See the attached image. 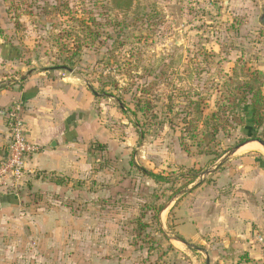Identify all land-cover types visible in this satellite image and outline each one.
<instances>
[{"label": "rangeland", "instance_id": "rangeland-1", "mask_svg": "<svg viewBox=\"0 0 264 264\" xmlns=\"http://www.w3.org/2000/svg\"><path fill=\"white\" fill-rule=\"evenodd\" d=\"M263 3L132 0L118 11L109 0H0V39L18 55L6 81L21 70L72 73L91 90L112 136L103 152L88 144L86 166L55 174L60 185L35 183L33 175L17 202L0 210V264H263L227 248V182L236 177L227 169H239L231 160H264L261 145L249 143L218 166L250 135L247 108L241 126L210 146L216 161L194 146L185 152L181 125L167 124L178 125L187 100L201 98L206 115L219 106L227 112L230 92L251 71L262 75L264 95ZM112 83L125 90L121 103ZM138 88L147 89L156 117L139 130ZM131 162L170 181L154 182ZM190 170L196 179L184 187ZM159 206L155 222L151 210ZM138 218L148 227L140 230Z\"/></svg>", "mask_w": 264, "mask_h": 264}, {"label": "crops", "instance_id": "crops-1", "mask_svg": "<svg viewBox=\"0 0 264 264\" xmlns=\"http://www.w3.org/2000/svg\"><path fill=\"white\" fill-rule=\"evenodd\" d=\"M12 47L0 39V161L9 142L8 113L19 106L27 140L38 149L27 157L24 184L33 181L36 171L59 175L70 174L76 167L81 169L86 166L88 144H105L112 138L104 125V112L98 113L99 105L91 90L72 73L65 76L50 70H21L19 76L7 82L6 71L13 66L8 62L18 59ZM112 113L109 111L111 117ZM231 161L239 169H227V175L236 174L227 182V248L241 249L247 260L257 259L264 264L258 244L259 238L264 237V210L259 209L263 204L255 197L264 196V160ZM15 195L16 192L0 190V210H9L10 203L17 202Z\"/></svg>", "mask_w": 264, "mask_h": 264}, {"label": "trees", "instance_id": "trees-1", "mask_svg": "<svg viewBox=\"0 0 264 264\" xmlns=\"http://www.w3.org/2000/svg\"><path fill=\"white\" fill-rule=\"evenodd\" d=\"M132 5V0H109L110 10L118 11H128ZM57 10L55 14H57ZM107 13H110L109 10ZM93 24H96L94 19H92ZM87 30L89 27H87ZM89 31V30H88ZM90 32V31H89ZM97 36V35H96ZM9 47L12 45L7 44ZM13 48V47H12ZM262 75L258 71L248 72L243 76V79H238L236 86L230 92V96L227 99V108L226 111H222V107H218L215 112L210 114H204L202 108V99L199 98L196 101L187 100L185 109L187 110L184 115L176 114L178 119V125L173 124L172 120H168L167 124L170 128H175L176 126L181 125L180 128V144L185 152H189V147H195L199 150L200 154L206 156H214L216 161L219 156L214 151V147L210 148L213 142L216 140L220 132H227L228 129H234L241 126L242 124V112L244 108H247V114L249 115V124L251 128V133L249 136L238 141L234 147L239 146L243 143L249 141H264V95L261 90ZM113 89L119 93L117 100L121 103L122 97L125 94L124 89L119 88L117 83H112ZM138 95L134 96V111L132 112L133 116L140 114L145 120L143 124L135 122L133 125L135 128L142 129L146 124V120L150 118L156 119L155 116H149L153 106L149 99V93L147 89L138 88ZM96 93V92H94ZM101 94H104V90H101ZM108 97H113L114 94H107ZM123 109H126L124 104H122ZM127 110V109H126ZM125 110V111H126ZM171 110V109H170ZM219 110V111H218ZM124 111V110H122ZM218 111V112H217ZM180 117V118H179ZM142 125V126H141ZM142 132V130H141ZM188 142L191 144L189 145ZM93 152H103L106 150V144L94 143L92 144ZM131 165L137 168L133 162ZM145 176L152 179L157 183H168L170 180L162 175L155 174L153 172L146 171L142 168H137ZM190 173L193 174L191 178L184 184V187L193 183L196 179V173L193 170H190ZM35 180H40L42 182H49L52 184H61V180L58 176H55V173H50L46 171H36L34 173ZM163 206H159L156 210L153 211V219L156 222L159 213L161 212ZM136 223L139 225L140 230H144L148 227L147 224L141 222V218L136 220Z\"/></svg>", "mask_w": 264, "mask_h": 264}, {"label": "built area", "instance_id": "built-area-1", "mask_svg": "<svg viewBox=\"0 0 264 264\" xmlns=\"http://www.w3.org/2000/svg\"><path fill=\"white\" fill-rule=\"evenodd\" d=\"M7 119L9 142L0 161V190L15 193L24 184L27 157L38 149L27 140V129L19 106L10 110ZM258 244L264 258V237L259 238Z\"/></svg>", "mask_w": 264, "mask_h": 264}, {"label": "water", "instance_id": "water-1", "mask_svg": "<svg viewBox=\"0 0 264 264\" xmlns=\"http://www.w3.org/2000/svg\"><path fill=\"white\" fill-rule=\"evenodd\" d=\"M259 20L260 21H262L263 22V24H264V3H263V8H262V10H261V15H260V18H259ZM62 70H65V71H68V72H72V70H70V69H68V68H66V67H63V68H61ZM94 95L95 96H98V94H96V93H94ZM119 107L122 109L123 107H122V105H119ZM142 138V137H141ZM253 142H256V143H258L259 145H261L263 148H264V141H253ZM249 143H252V141H249V142H246V143H243V144H241V145H239V146H236V147H234L233 149H231L230 151H229V153L224 157V158H222V160H221V162H219V164H218V166H220V165H222L224 162H225V160L226 159H228L229 157H231L236 151H238L242 146H244V145H247V144H249ZM217 166V167H218ZM184 245H188L186 242H183V241H181Z\"/></svg>", "mask_w": 264, "mask_h": 264}, {"label": "bare ground", "instance_id": "bare-ground-1", "mask_svg": "<svg viewBox=\"0 0 264 264\" xmlns=\"http://www.w3.org/2000/svg\"><path fill=\"white\" fill-rule=\"evenodd\" d=\"M254 149L259 150L256 146H253Z\"/></svg>", "mask_w": 264, "mask_h": 264}]
</instances>
